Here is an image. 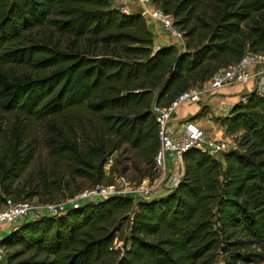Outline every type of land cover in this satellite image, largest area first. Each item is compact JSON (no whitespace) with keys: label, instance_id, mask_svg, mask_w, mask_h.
<instances>
[{"label":"trees","instance_id":"1","mask_svg":"<svg viewBox=\"0 0 264 264\" xmlns=\"http://www.w3.org/2000/svg\"><path fill=\"white\" fill-rule=\"evenodd\" d=\"M152 2L184 31V51H154L144 19L109 0H0L1 111L54 124L86 110L99 124L96 145L81 150L55 125L52 143L55 157L94 185L108 180L106 158L122 145L153 165L154 105H169L245 52L264 55V0ZM202 2L207 9L197 14ZM35 34L39 40H28ZM13 66L30 73L15 74ZM217 122L227 136L240 134L243 153L220 159L189 150L178 184L162 197L112 196L25 220L1 239L0 264H209L218 249L225 264L264 263V98L248 94ZM22 143L14 128L0 146V204L30 162ZM53 187L61 189L57 181ZM124 220L129 239L119 252L114 241Z\"/></svg>","mask_w":264,"mask_h":264},{"label":"built area","instance_id":"2","mask_svg":"<svg viewBox=\"0 0 264 264\" xmlns=\"http://www.w3.org/2000/svg\"><path fill=\"white\" fill-rule=\"evenodd\" d=\"M134 1L140 7V16L150 24H160L166 40L164 46L170 45L168 38H173L178 47L184 48V33L175 26L173 16L165 14L152 0H125ZM125 13V8L120 7ZM149 22V23H148ZM153 37L157 34L156 29L151 30ZM160 44H154L153 50L157 51ZM184 51V49H183ZM236 85L250 86V93H255L264 98V55L262 53L245 52L241 59L224 69L214 73L206 82L192 86L182 92L167 106H153L154 120L157 124L158 149L153 159V169L156 178L150 181L143 179L140 183H131L120 175L111 184H96L80 191L67 202L34 205L28 200H14L5 198L0 204V226H16L20 221L37 218L44 211L48 216L64 214L70 207H76L81 203L105 200L112 196H130L137 200L151 198L158 187L166 190L173 189L179 182L183 169V155L189 150H199L213 158H220L223 153L231 151L228 139H215L204 132L194 129L190 134L176 133L172 129L171 116L183 103H200L209 97L215 96L222 88ZM249 93V94H250ZM246 97L243 98L245 101ZM171 170L172 177L169 175ZM31 220V219H30ZM5 258V251L1 247L0 238V261Z\"/></svg>","mask_w":264,"mask_h":264},{"label":"rangeland","instance_id":"3","mask_svg":"<svg viewBox=\"0 0 264 264\" xmlns=\"http://www.w3.org/2000/svg\"><path fill=\"white\" fill-rule=\"evenodd\" d=\"M206 9V4L202 2L197 8V14ZM149 26L151 27V24ZM39 37L37 34L35 36L28 35V40H34L35 38L36 41L39 40ZM184 38V44H186V37ZM66 43L67 39H62L61 49H65ZM12 72L15 74H29L30 69L23 66H13ZM52 125L65 131L71 141L76 138L81 150L87 145H96L100 140L99 124L87 114L86 110H75L72 115L68 114L57 118L53 124L51 121L29 123L25 117L14 113L7 114L0 109V126L3 132L2 137H0V144L2 143L0 146L8 143L11 130L17 128L23 135L21 146L25 148V152L30 157V162L23 174L9 188L11 190L10 194L6 191L2 192L1 199H25L31 201L34 205L43 206L49 203L67 202L80 191L94 185L89 176L81 177L72 174V169L75 167L74 163L55 157V146L52 140L58 134L52 128ZM239 137L240 134H236L227 136L226 139L230 141L232 150L243 153L244 149L239 146ZM103 170L108 180L103 181L102 185H108L109 182H113L120 175L126 177L129 182L136 184L145 178L153 181L157 176L153 165L147 164L140 153L131 149L128 145H122L116 152L109 155L106 158ZM56 181L60 184V190L53 187ZM46 187L49 188L48 191ZM117 227L119 229L115 235L114 249L122 252L124 243L129 239L128 220L119 222ZM226 255L222 249H218L213 257L208 260L210 261L209 264H225Z\"/></svg>","mask_w":264,"mask_h":264},{"label":"crops","instance_id":"4","mask_svg":"<svg viewBox=\"0 0 264 264\" xmlns=\"http://www.w3.org/2000/svg\"><path fill=\"white\" fill-rule=\"evenodd\" d=\"M113 1H117V3L115 4ZM113 1L112 3L115 6H118L119 8H125V13H134L140 15V7L134 1ZM148 27L150 30L156 29L157 34L153 37L154 44H160L164 46L165 44L163 41H165L167 37L160 24H152L151 27ZM168 40L170 45H175L178 47V45L175 44V40L173 38H168ZM178 48L183 50L182 46ZM250 86L252 85H236L222 88L216 93L215 96L209 97L200 103H183L173 112L171 116V125L173 131L176 133L190 134L194 129H197L212 136L215 139L225 140L227 138L225 129L218 124L217 118L228 116L231 108L236 103L243 101V98L250 93ZM171 173L172 172L169 169V175L172 177ZM169 191L170 190H166L164 187H158L154 190L151 198L146 200L162 197ZM40 212L42 215H48L44 211ZM22 222L23 220L20 221L18 225ZM14 228L15 226H0V238L2 239L5 237Z\"/></svg>","mask_w":264,"mask_h":264},{"label":"water","instance_id":"5","mask_svg":"<svg viewBox=\"0 0 264 264\" xmlns=\"http://www.w3.org/2000/svg\"><path fill=\"white\" fill-rule=\"evenodd\" d=\"M110 2H112L113 0H109ZM115 4L117 3V1H113ZM4 238V237H3Z\"/></svg>","mask_w":264,"mask_h":264}]
</instances>
